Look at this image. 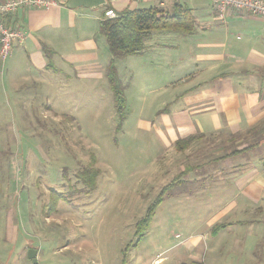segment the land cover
I'll list each match as a JSON object with an SVG mask.
<instances>
[{"label": "crops", "instance_id": "0c3cea01", "mask_svg": "<svg viewBox=\"0 0 264 264\" xmlns=\"http://www.w3.org/2000/svg\"><path fill=\"white\" fill-rule=\"evenodd\" d=\"M56 1L5 18L26 40L4 61L3 90L34 86L50 94L73 87L74 78L81 86L107 76L112 54L104 52L100 30L107 10L192 9V33L155 31L138 54L145 57L141 75L159 83L151 91L171 88V99L142 124L189 162L178 172L190 191L181 202L195 210L178 221L188 223L182 244L190 261L264 264V17L231 12L220 20L212 0ZM189 137V147L177 150L176 142Z\"/></svg>", "mask_w": 264, "mask_h": 264}, {"label": "rangeland", "instance_id": "374dc122", "mask_svg": "<svg viewBox=\"0 0 264 264\" xmlns=\"http://www.w3.org/2000/svg\"><path fill=\"white\" fill-rule=\"evenodd\" d=\"M144 60H116L123 114L106 73L50 94L0 86V264L191 262L178 220L195 206L177 178L189 162L142 124L171 99V88L151 91Z\"/></svg>", "mask_w": 264, "mask_h": 264}, {"label": "trees", "instance_id": "16d2710c", "mask_svg": "<svg viewBox=\"0 0 264 264\" xmlns=\"http://www.w3.org/2000/svg\"><path fill=\"white\" fill-rule=\"evenodd\" d=\"M196 27L193 11L189 7L176 4L172 12H166L159 7L139 8L127 10L114 18L104 17L100 24L101 33L105 36L112 58L107 67V78L119 112L123 114L124 96L123 86L118 75L116 60L118 58L143 53L145 42L155 31L173 30L192 33ZM195 137L178 140L175 144L177 150L186 149ZM185 173H180V178ZM168 187L164 191H166ZM161 201V199H159ZM153 215L150 213L146 219L147 225ZM224 225L215 227L219 230ZM181 264H204L202 262H183Z\"/></svg>", "mask_w": 264, "mask_h": 264}, {"label": "built area", "instance_id": "2783aa9c", "mask_svg": "<svg viewBox=\"0 0 264 264\" xmlns=\"http://www.w3.org/2000/svg\"><path fill=\"white\" fill-rule=\"evenodd\" d=\"M216 16L225 20L231 12L246 13L264 17V0H212ZM57 5L56 0H0V58L4 61L14 48L25 42L26 33L8 25L5 18L20 8H37L48 10ZM116 13L107 10L104 17L114 18Z\"/></svg>", "mask_w": 264, "mask_h": 264}, {"label": "water", "instance_id": "95a60500", "mask_svg": "<svg viewBox=\"0 0 264 264\" xmlns=\"http://www.w3.org/2000/svg\"><path fill=\"white\" fill-rule=\"evenodd\" d=\"M36 253H37V251H35V250H33V249H30L29 250V256H30V258L33 260V262L34 263H36Z\"/></svg>", "mask_w": 264, "mask_h": 264}]
</instances>
